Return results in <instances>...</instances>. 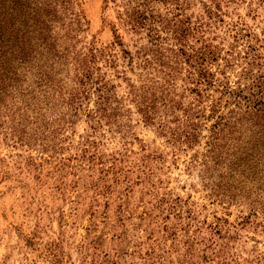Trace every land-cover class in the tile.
<instances>
[{"label": "rangeland", "instance_id": "374dc122", "mask_svg": "<svg viewBox=\"0 0 264 264\" xmlns=\"http://www.w3.org/2000/svg\"><path fill=\"white\" fill-rule=\"evenodd\" d=\"M76 2L86 42L100 47L116 33L133 53L202 46L200 33L187 29L199 4L180 1L178 10L175 0ZM239 2L225 7V20L244 22L264 46V3ZM141 12L147 18L137 24L129 15ZM226 38L216 40L223 55L234 41ZM242 49L244 42L233 51ZM245 62L219 60L212 69L236 86ZM139 72L127 75L137 79ZM7 99L0 109V264H264L261 227L238 224L245 205L221 203L204 185L195 154L205 151L206 138L191 148L174 144L132 104L121 128L103 122L93 131L83 116L52 131L47 117L27 114L23 95ZM225 219L237 229L212 234ZM211 236L215 249L207 248Z\"/></svg>", "mask_w": 264, "mask_h": 264}, {"label": "trees", "instance_id": "16d2710c", "mask_svg": "<svg viewBox=\"0 0 264 264\" xmlns=\"http://www.w3.org/2000/svg\"><path fill=\"white\" fill-rule=\"evenodd\" d=\"M175 1L178 10L180 1L190 8L199 4L187 29L200 33L201 47L167 53L139 47L133 53L119 33L100 47L86 42L76 0H0V109L8 96L23 95L27 114L47 117L48 130L85 116L97 131L103 122L121 128L119 118L132 112V104L146 125L174 144L191 148L204 137L205 151L195 154L204 185L221 203L245 205L248 214L238 224L256 223L264 232L263 40L244 22L225 20V7L240 0ZM129 16L137 24L147 18L144 12ZM227 34L234 41L223 55L216 40ZM240 58L246 62L236 86L212 69L219 60L230 65ZM136 69L137 79L129 78L127 71ZM232 229L237 226L228 219L211 228L212 234ZM207 241V248L218 244L213 236Z\"/></svg>", "mask_w": 264, "mask_h": 264}]
</instances>
